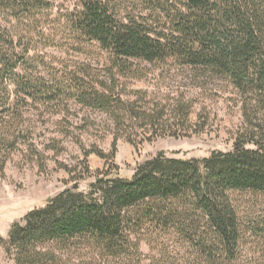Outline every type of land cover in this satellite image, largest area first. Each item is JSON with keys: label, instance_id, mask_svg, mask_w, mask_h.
<instances>
[{"label": "trees", "instance_id": "1", "mask_svg": "<svg viewBox=\"0 0 264 264\" xmlns=\"http://www.w3.org/2000/svg\"><path fill=\"white\" fill-rule=\"evenodd\" d=\"M73 43L110 54L113 86L77 77L56 89L41 83L39 50ZM169 61L234 88L243 125L233 149L203 159L160 152L131 179L96 173L88 192L73 177L72 188L15 223L8 240L0 236L14 264H264V217L244 223L232 196L264 195V0H0V178L25 138L26 109L66 91L110 114L118 130L150 134L147 142L192 131L189 103L169 116L113 100L118 75L141 80L140 63ZM117 143L111 154L87 155L109 162Z\"/></svg>", "mask_w": 264, "mask_h": 264}, {"label": "rangeland", "instance_id": "2", "mask_svg": "<svg viewBox=\"0 0 264 264\" xmlns=\"http://www.w3.org/2000/svg\"><path fill=\"white\" fill-rule=\"evenodd\" d=\"M110 54L97 44H78L62 48H42L33 66L42 84L52 89L66 86L75 77L87 82L109 81ZM144 79L117 76L113 100L136 104L137 108L172 109L183 101L192 106V131L180 137H158L152 142L143 130L126 127L118 130L110 114L91 108L60 93L42 98L26 109L25 138L5 167L0 178V236L8 240L15 223L24 224L32 210L44 207L50 199L72 188L73 177L81 178L79 189L89 191L98 172L113 169V175L131 179L138 165L165 152L168 157L203 159L214 151L229 152L242 128L240 97L228 82L207 73H198L169 61L165 66L140 63ZM90 68V70H88ZM116 72V71H115ZM91 76V77H88ZM65 88V87H64ZM114 104H116L114 102ZM128 137L144 141L137 147ZM118 138L116 158L107 162L96 153L111 154ZM89 167L91 174L85 173ZM65 168L74 171L69 173ZM76 170V171H75ZM244 223L264 217V195L235 192L233 195ZM142 250L148 253V246ZM0 264H14L0 244Z\"/></svg>", "mask_w": 264, "mask_h": 264}]
</instances>
